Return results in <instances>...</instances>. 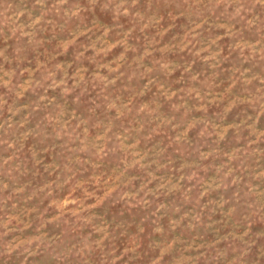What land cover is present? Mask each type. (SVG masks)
<instances>
[{"label": "clouds", "instance_id": "1", "mask_svg": "<svg viewBox=\"0 0 264 264\" xmlns=\"http://www.w3.org/2000/svg\"><path fill=\"white\" fill-rule=\"evenodd\" d=\"M262 10L264 0H0V264L42 252L49 264H115L120 238L131 264H264V72L245 67L264 60ZM148 129L171 148L145 151ZM26 175L46 177L36 196ZM113 201L142 209V226L105 224Z\"/></svg>", "mask_w": 264, "mask_h": 264}, {"label": "rangeland", "instance_id": "2", "mask_svg": "<svg viewBox=\"0 0 264 264\" xmlns=\"http://www.w3.org/2000/svg\"><path fill=\"white\" fill-rule=\"evenodd\" d=\"M29 0H14V3L23 7L24 5L28 4ZM261 18L264 19V10L261 11ZM25 18L21 17V20L23 21ZM251 35V34H249ZM257 60L259 61L256 64H246L245 67L249 68V70H258L260 72H264V60H259V57H257ZM227 68L228 72L233 71L230 66L225 65ZM202 68V66H201ZM224 77V72L221 71L220 75L217 77V88H222L224 92H227L231 89V84L228 83V81L231 79L230 75L228 76L227 79H223ZM234 83V81H233ZM223 95V93H221ZM86 110L84 108H81V112H85ZM27 114V113H26ZM235 119V117H233ZM261 128H264V117L261 118ZM149 135H146L144 137V145H150L149 147H145V151H152L153 148L159 149L161 145L164 146V148L170 149L171 145L170 144H164V141L168 139V136L165 133H160L156 132L154 129H148ZM154 141V143H152ZM6 155L2 151H0V156ZM171 155L173 156L174 159L183 161L186 158L175 151L171 152ZM51 158V157H49ZM188 162L190 164H195L196 161L194 158H188ZM264 163V161H262ZM118 161L116 160H108L106 161L102 167L107 171L108 175H111L113 172L117 171ZM219 170V165L216 166V170H205L209 174V183H211L212 180L216 178L217 172ZM175 171L179 173L180 169L176 168ZM171 173L172 169H169V179H171ZM163 178V177H162ZM26 184H29L30 190L25 193V196H36L37 195V188L42 185L43 182H45L46 177L45 176H39V177H32V176H24L21 177ZM181 181L179 178L176 180V184H179ZM187 182V181H185ZM137 186L142 187L139 183V179L137 178ZM217 193H222L221 189H214L212 192L208 194V196H205V200H209V197L216 196ZM175 196L174 191H170L168 194H166L165 199L167 200V197ZM43 195H40L37 199L35 200H27V205L30 207H38L40 204L43 202ZM214 203V201H211ZM174 203V201L169 202V206ZM199 204V200L194 201L193 208L191 211H196L195 205ZM21 206H24V201H21ZM46 212L47 209H44ZM142 209L141 210H133L130 205H125L123 202H117L113 201L111 204L107 205L103 211L100 212V216L103 219V222L107 225H110L111 227H115L116 225H120L124 229H130L132 227L139 228L142 226ZM183 219V217H181ZM260 228L264 229V222H262L259 225ZM83 229H81L82 231ZM97 233L93 232L92 235H96ZM136 237L135 235H131V241H135ZM129 241H126L123 238H120L118 240V247L121 250L120 252L116 253L115 256H113V259L115 260V264H131L130 261H128V257L124 256L123 259H120L119 257L123 255V248L126 246V243ZM110 256L113 254L110 253ZM49 257L47 253H39L33 257H30L27 264H49ZM147 259V256H145V260ZM88 264H93L92 260L88 261ZM179 264V262H177Z\"/></svg>", "mask_w": 264, "mask_h": 264}]
</instances>
